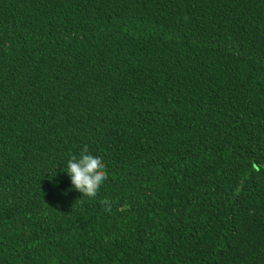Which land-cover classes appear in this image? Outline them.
Listing matches in <instances>:
<instances>
[{
	"label": "trees",
	"instance_id": "obj_1",
	"mask_svg": "<svg viewBox=\"0 0 264 264\" xmlns=\"http://www.w3.org/2000/svg\"><path fill=\"white\" fill-rule=\"evenodd\" d=\"M0 264H264V0H0Z\"/></svg>",
	"mask_w": 264,
	"mask_h": 264
},
{
	"label": "clouds",
	"instance_id": "obj_2",
	"mask_svg": "<svg viewBox=\"0 0 264 264\" xmlns=\"http://www.w3.org/2000/svg\"><path fill=\"white\" fill-rule=\"evenodd\" d=\"M66 174L74 189L87 197H95L107 180L103 158L87 149L73 155L66 161Z\"/></svg>",
	"mask_w": 264,
	"mask_h": 264
}]
</instances>
